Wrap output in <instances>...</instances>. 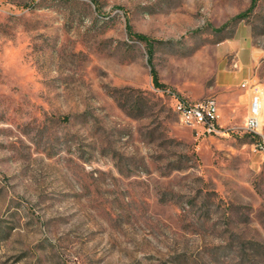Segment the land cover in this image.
I'll return each instance as SVG.
<instances>
[{
	"label": "rangeland",
	"instance_id": "1",
	"mask_svg": "<svg viewBox=\"0 0 264 264\" xmlns=\"http://www.w3.org/2000/svg\"><path fill=\"white\" fill-rule=\"evenodd\" d=\"M250 2L0 0V264H264ZM207 97L199 135L175 102Z\"/></svg>",
	"mask_w": 264,
	"mask_h": 264
},
{
	"label": "built area",
	"instance_id": "2",
	"mask_svg": "<svg viewBox=\"0 0 264 264\" xmlns=\"http://www.w3.org/2000/svg\"><path fill=\"white\" fill-rule=\"evenodd\" d=\"M239 85L249 92L244 128L255 138L254 146L264 152V87L256 78L249 77ZM182 124L193 128L199 135L219 132L218 104L215 98L207 97L195 101L178 99L175 102Z\"/></svg>",
	"mask_w": 264,
	"mask_h": 264
},
{
	"label": "trees",
	"instance_id": "3",
	"mask_svg": "<svg viewBox=\"0 0 264 264\" xmlns=\"http://www.w3.org/2000/svg\"><path fill=\"white\" fill-rule=\"evenodd\" d=\"M256 3V0H251L249 7L247 8L248 11L251 10ZM243 13L239 14L238 16H241ZM129 32L134 35L136 38L143 41L147 46L148 51V62L150 65V75L152 79V83L155 87H163V84L159 81L157 71L155 70L154 66L152 65V55H153V42L152 38L149 36L143 34V33H136L129 30ZM254 138V137H253Z\"/></svg>",
	"mask_w": 264,
	"mask_h": 264
},
{
	"label": "crops",
	"instance_id": "4",
	"mask_svg": "<svg viewBox=\"0 0 264 264\" xmlns=\"http://www.w3.org/2000/svg\"><path fill=\"white\" fill-rule=\"evenodd\" d=\"M240 83V82H239ZM248 100H249V94L245 95V97L242 100V103H244V105L246 106V112H247V104H248Z\"/></svg>",
	"mask_w": 264,
	"mask_h": 264
},
{
	"label": "bare ground",
	"instance_id": "5",
	"mask_svg": "<svg viewBox=\"0 0 264 264\" xmlns=\"http://www.w3.org/2000/svg\"><path fill=\"white\" fill-rule=\"evenodd\" d=\"M177 110H178V108H177Z\"/></svg>",
	"mask_w": 264,
	"mask_h": 264
}]
</instances>
